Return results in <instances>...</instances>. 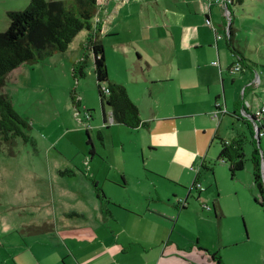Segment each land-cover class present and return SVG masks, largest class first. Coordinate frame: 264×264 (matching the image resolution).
Listing matches in <instances>:
<instances>
[{"label": "rangeland", "instance_id": "1", "mask_svg": "<svg viewBox=\"0 0 264 264\" xmlns=\"http://www.w3.org/2000/svg\"><path fill=\"white\" fill-rule=\"evenodd\" d=\"M29 1L0 0V31L10 24L8 11L24 9ZM100 2L93 26L102 25L99 37L109 76L126 86L151 127L131 129L109 118L110 125L102 128L94 54L84 45L89 33L86 28L77 33L66 51L16 67L2 89L30 122L28 132L36 140V149L17 138L11 148L14 153L7 144L0 150V264H75L81 244L85 245L82 251H90L95 219L86 221L64 212L84 210L96 217L98 201L88 177H93L91 170L96 168L106 195L127 204L138 203L145 192L144 197L153 196L154 200L156 190L162 198L173 197L180 184L185 191L194 189L193 199L199 204V189L192 185L199 171V180L206 187L201 192L205 205L216 199L223 210L216 225L210 223L212 232L206 242L216 246L225 264H264V217L250 189L251 160L231 174L228 162L218 158L219 137L229 139L240 129L234 117L212 116L218 94L217 103L223 106L226 98L231 101L240 96L248 83L256 82V96L264 90V0L235 1L230 12L225 4H215L209 21L206 0ZM230 20L237 44L254 71L253 82L240 83L242 72L227 70L234 55L224 38L216 47L217 33L225 37ZM109 30L114 33L107 34ZM81 60L85 75L76 77L74 65ZM232 75L236 76L234 83ZM216 130L220 136L214 137ZM175 133L185 146L176 156L163 146L174 140ZM250 139L247 131V158L252 149ZM92 144L98 154L93 158L89 151ZM173 160L186 163L178 165ZM67 166L81 172L76 176L58 174V169ZM121 174L126 187L120 185ZM161 205L171 207L167 200ZM202 222L183 213L176 230L191 236ZM29 223H54L56 232L24 236L28 229L24 225Z\"/></svg>", "mask_w": 264, "mask_h": 264}, {"label": "trees", "instance_id": "2", "mask_svg": "<svg viewBox=\"0 0 264 264\" xmlns=\"http://www.w3.org/2000/svg\"><path fill=\"white\" fill-rule=\"evenodd\" d=\"M243 3L244 0H234ZM100 0H30L28 5L21 10H9L10 24L5 31H0V150L4 144L10 146L9 152L17 140L22 138L24 142L30 143L36 149V140L28 132L30 122L22 116L14 107L11 96L2 90L9 73L22 63H36L46 60L57 52H64L68 49L70 42L83 29H88L85 40V47L94 54V72L98 84V93L103 104L109 105L115 122L124 124L128 128L136 129L149 127L150 122L141 116V111L136 102L130 97L126 86L110 78L103 41L99 37L102 25L93 26V17L101 7ZM230 12V5H227ZM209 18V17H207ZM235 28L230 20L226 28V45L237 57L236 62L247 66V58L237 44ZM79 64V65H78ZM233 65V64H232ZM229 66V70L231 69ZM74 75L84 76V64L82 60L74 65ZM76 105L80 101L72 96ZM216 98V106L218 102ZM251 152L246 157L244 141L247 136L233 137L226 139L219 137L220 152L218 158L228 162L231 174L245 168L247 159L252 164V185L250 187L254 202L263 209L264 217V153L259 143V134L250 128ZM216 135L215 137H217ZM91 141L90 137L88 138ZM93 153V146L89 149ZM205 165V164H204ZM63 175L73 174L71 168L61 169ZM199 180L196 175L193 184ZM98 196L105 204L111 203L103 188L93 180ZM192 184V185H193ZM201 201V200H200ZM219 209L218 202L216 204ZM105 212H110L105 208ZM68 216H82L76 210L66 213ZM221 209L216 210L214 215L221 216ZM26 231L43 232L47 230L46 225H28ZM218 264H225L218 251L211 253Z\"/></svg>", "mask_w": 264, "mask_h": 264}, {"label": "crops", "instance_id": "3", "mask_svg": "<svg viewBox=\"0 0 264 264\" xmlns=\"http://www.w3.org/2000/svg\"><path fill=\"white\" fill-rule=\"evenodd\" d=\"M204 3H203L204 6H207V10H206L207 12L205 14L207 18L209 17L210 13L211 14L213 13L214 6L215 4L218 3L211 2L210 0H206V2ZM222 25H224V27L226 26L225 20H222ZM110 33H114V30H109V32H107V34ZM223 38H224L225 46L228 49L226 45V37H222L219 39L216 38V47L218 48L219 40ZM231 53L233 54V52ZM236 58L237 57L234 55L231 62L228 64V66H226L228 71H230L229 66L234 64ZM212 61L211 63H213ZM246 64L247 66H245L244 64L242 69L237 71L239 72V74H241L242 72L241 74L242 78L240 80L241 81L240 83H243L245 81L246 83L253 82L254 80V71L253 69L250 70V65L248 64V62H246ZM21 65H19L18 67H20ZM146 65L149 66L148 63H146ZM246 68L250 70V73L246 72L247 70ZM15 69L16 68H14L13 70ZM230 81L231 83H234L236 81V76L232 75ZM254 83L256 82L254 81L253 83H251V85L249 83L246 84L243 90H241L240 96H236V98H234L231 101L226 98L225 105L223 106L219 104L226 109V112L221 114L224 115L226 114L230 117H234L235 118L234 124H237L239 126L238 129L240 130L233 137H239V136L241 137L242 135L247 136V131L250 132L249 130L252 127L253 130H255V125L251 120V116L252 114H255L258 109L264 106V93H262L264 92V90L261 91L260 96H256L253 91ZM250 86H252V88ZM249 89L250 91L252 90L253 92H249ZM3 91L5 92V90ZM217 97L220 98V95L218 94L215 97V101ZM101 105L103 110L101 124L103 128V127H108L110 125L109 118L113 122L115 121L113 119L112 110L109 107V105L103 104L102 101H101ZM158 117L162 119L166 118L162 116H158ZM150 127H151V123L149 127H140L139 129L150 128ZM219 129H220V125L218 130ZM218 130H216L214 134L215 136L216 135L220 136ZM173 136H174L173 138L174 140L168 144H164L163 146H167L166 148L167 149L169 148L172 151L173 155L176 156L178 155V153H180L181 149H185L184 148L185 146L183 145L182 140H180V138L178 137V133H175ZM98 138H100V140L103 139L101 133L98 134ZM259 139H260L259 143L262 148V152L264 153V134L260 136ZM96 151L97 148L94 146L93 153H91V158H93V156L96 154ZM97 155L98 154H96L95 156ZM173 162H175L178 165H184L182 163H186V161L177 162L175 160H173ZM67 167L71 168L69 166ZM61 169H58L57 172L58 174L63 175L60 173ZM91 171L94 172V175L93 177L88 176L90 177L89 178L90 181L93 184V180H95L101 186L100 171L98 170V168L93 169ZM79 172H81V170L76 169L74 170L73 174H69V175L76 176L77 173ZM106 179H108V177ZM120 179H121V182L119 181L120 185L126 187L127 183L123 174L120 175ZM114 180H117V178H114ZM85 183L88 184V179L85 180ZM181 186L182 185L180 184V187L177 190H174L173 197H171V195H167L166 198H162L160 191L156 190L157 198L154 200H153V196L144 197L146 193L145 192L143 198L141 197L138 199V203L129 202V204H127L125 203V200L119 201L115 198H112L111 196L106 195L111 200V203L105 204L103 200L98 196L93 184L96 193L92 195H96V200L98 201L96 202L97 203L96 217L92 215V213L88 215L84 210H79V211L76 209L74 210L82 213V216H77V215L76 216L82 217L86 221L89 219H95L96 222H95L94 231L96 232V234L92 237L94 246L91 248L90 251L88 250L82 251L85 245L81 244L79 247L82 248L81 249L77 248V254L75 256L74 263L75 264H218L211 255L212 252L217 251L216 246H213L212 244H208L206 242V239L208 238L207 236L212 232L210 229V223L213 222V224L216 225L215 222L219 220L217 218L221 217V216L216 217L213 214L214 206L216 210H219L216 207L218 201L215 199L212 202V204H207L210 206V208H207L205 206V202L202 200V194H201V192L206 189V187L203 185L204 189L203 190L199 189L197 195V200L200 204L199 206V204L197 202H194L193 199L194 197L192 195V192L194 191V189L190 190L188 187V190L185 191V189ZM103 187H105V184H103ZM185 199L187 201V204L181 205L180 202ZM162 200H167L168 204L171 207L169 208L168 206L162 207L161 205ZM105 208H108L110 212L108 213L105 212ZM170 208H172V210H170ZM206 208L210 210L212 215L210 212L206 211ZM220 209L223 213L222 208ZM67 212L68 211L64 212L65 216H68L66 214ZM183 213H188L190 215L197 216L199 220L203 221L201 225L197 227V230L194 233H191V236H185L183 232L181 231L178 232V230H176L178 221ZM46 222L47 221H44L43 223ZM28 225H42V224L29 223L24 226H28ZM23 227L21 228V232H23L24 229ZM54 231L56 232V228H55V224L52 223V225L47 226V230L43 232H54ZM33 234H34L33 232L29 233V231L26 230L23 232L24 236L33 235ZM60 241L62 240L60 239ZM88 254H90V257H87Z\"/></svg>", "mask_w": 264, "mask_h": 264}, {"label": "built area", "instance_id": "4", "mask_svg": "<svg viewBox=\"0 0 264 264\" xmlns=\"http://www.w3.org/2000/svg\"><path fill=\"white\" fill-rule=\"evenodd\" d=\"M210 1L214 2V3H223V4H225V6H227V5H230L231 3H233L234 0H210ZM209 20L210 19L207 18V21H209ZM216 37H217V39H219V38H222L223 35L217 33ZM212 62L216 63V61H214V60ZM241 69H242V64L240 62H236L232 65L230 70L239 71ZM224 112H226V109L224 107H222L221 105H219V103H217L215 113L212 114V116H213V118H218L219 114L224 113ZM254 115H255L256 120H257L255 128L258 129L259 136H262L264 134V106L261 107L260 109H258ZM191 168H193V167H191ZM193 186L196 187L197 189H203L204 188L199 180L196 184H193Z\"/></svg>", "mask_w": 264, "mask_h": 264}, {"label": "water", "instance_id": "5", "mask_svg": "<svg viewBox=\"0 0 264 264\" xmlns=\"http://www.w3.org/2000/svg\"><path fill=\"white\" fill-rule=\"evenodd\" d=\"M251 120H252V122H253L254 125H255L256 122H257V120H256V117H255L254 114H252V116H251ZM255 132L258 134V129H257V128L255 129ZM258 139H259V138H258ZM259 142H260V139H259ZM263 171H264V166H263Z\"/></svg>", "mask_w": 264, "mask_h": 264}, {"label": "flooded vegetation", "instance_id": "6", "mask_svg": "<svg viewBox=\"0 0 264 264\" xmlns=\"http://www.w3.org/2000/svg\"><path fill=\"white\" fill-rule=\"evenodd\" d=\"M91 139V138H90ZM92 142V141H91ZM92 146H93V148H94V145L92 144ZM197 174H199V172L197 173ZM180 204L181 205H185V204H187V201H186V199L185 200H182L181 202H180Z\"/></svg>", "mask_w": 264, "mask_h": 264}, {"label": "bare ground", "instance_id": "7", "mask_svg": "<svg viewBox=\"0 0 264 264\" xmlns=\"http://www.w3.org/2000/svg\"><path fill=\"white\" fill-rule=\"evenodd\" d=\"M195 188H196V187H195ZM200 190H202V189H200ZM205 206H207V204H206Z\"/></svg>", "mask_w": 264, "mask_h": 264}]
</instances>
